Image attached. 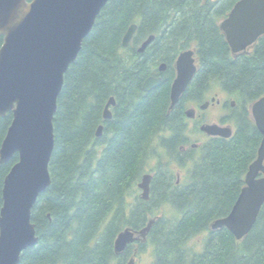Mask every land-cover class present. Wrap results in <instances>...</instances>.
<instances>
[{
  "label": "trees",
  "instance_id": "1",
  "mask_svg": "<svg viewBox=\"0 0 264 264\" xmlns=\"http://www.w3.org/2000/svg\"><path fill=\"white\" fill-rule=\"evenodd\" d=\"M236 1L106 2L63 75L52 120L51 182L31 209L38 240L21 252L18 264H126L146 245L153 255L148 264H264V202L239 240L225 227H210L229 213L261 140L249 107L264 95V34L234 55L218 25ZM133 23L136 30L123 47L122 36ZM150 34L154 39L137 52ZM189 48L195 49L197 70L169 109L174 61ZM162 62V82L143 91V81ZM215 86L235 99L220 117L234 131L194 148L188 131L190 125L198 130L200 118L188 119L184 112ZM110 96L111 118L103 119ZM10 121V112L0 116V144ZM16 160L14 155L0 164V207L3 179ZM174 163L187 167L180 182ZM148 170L150 194L143 200L135 185ZM165 205L174 213L155 218L146 241L115 255L117 233L143 228ZM198 235H204L201 246L190 245Z\"/></svg>",
  "mask_w": 264,
  "mask_h": 264
},
{
  "label": "water",
  "instance_id": "2",
  "mask_svg": "<svg viewBox=\"0 0 264 264\" xmlns=\"http://www.w3.org/2000/svg\"><path fill=\"white\" fill-rule=\"evenodd\" d=\"M107 1L0 0V116L11 113L0 144V164L17 156L1 189L0 264H18L21 252L38 240L31 209L51 182L48 163L54 145L52 120L63 75ZM218 25L233 54L245 50L264 34V0H237ZM135 30V23L127 28L121 40L123 47ZM153 39V34L147 36L137 52H143ZM194 53V49H186L175 59L169 109L176 105L196 72ZM165 67L162 62L158 70ZM159 82L160 77L148 76L141 89L149 91ZM114 103L110 96L103 119L111 118L110 106ZM208 103L203 102L199 108L205 109ZM184 113L187 118L195 117L192 107ZM250 113L261 135L256 157L248 165L244 185L229 213L210 225L213 230L225 227L237 240L250 231L264 202V95L252 102ZM199 130L211 137L232 135L230 126L217 123H201ZM101 133L99 124L95 136ZM151 178L152 174L145 172L137 182L143 200L149 198ZM153 222L150 218L139 230L127 226L119 231L113 242L115 255L135 241L144 242ZM126 264H134V256Z\"/></svg>",
  "mask_w": 264,
  "mask_h": 264
},
{
  "label": "rangeland",
  "instance_id": "3",
  "mask_svg": "<svg viewBox=\"0 0 264 264\" xmlns=\"http://www.w3.org/2000/svg\"><path fill=\"white\" fill-rule=\"evenodd\" d=\"M250 49V48H248ZM212 97H216L219 100H224V101H234V104H236L235 99L232 96L226 95L225 92L221 91L219 87L215 86L213 87L209 92H207L204 96V98L200 101V103H190L187 107H193L196 111V114H201L200 122H206V123H217L218 125L221 126H227L231 125L232 128L234 127L233 123L231 121L221 123L220 122V117L223 115H226L228 113V110L226 108H222L220 104H217L215 101L212 103H209V105L205 109H200L199 104H201L204 100H210ZM188 137L190 138V144H196L199 146L202 144L204 141H206L208 138H210L208 135L205 133L200 132V130H194L191 129V125L189 126V131H188ZM151 164V163H150ZM174 168V172L176 173V179L178 181H182L187 172V167H179L175 163L172 165ZM147 172H150L149 170ZM134 193V191H133ZM141 190L135 185V194L138 196L140 195ZM150 194V190H149ZM129 203L132 201V197H129L128 199ZM174 212L171 210V208L167 205L158 208L156 210V213L154 214L155 216L149 218H158L162 215L164 216H169L173 214ZM204 235H198L194 237L193 239L190 240V245H193L195 242H198L197 247L201 246V241L203 239ZM134 247H136L134 245ZM135 249V248H134ZM153 255H152V247L149 245H146L144 247V250L134 257V264H148L152 261Z\"/></svg>",
  "mask_w": 264,
  "mask_h": 264
},
{
  "label": "flooded vegetation",
  "instance_id": "4",
  "mask_svg": "<svg viewBox=\"0 0 264 264\" xmlns=\"http://www.w3.org/2000/svg\"><path fill=\"white\" fill-rule=\"evenodd\" d=\"M159 66V65H158ZM157 69H158V67H157ZM165 69H166V67H165ZM164 69V70H165ZM164 70H162V71H157L156 72V74L155 75H150V76H153V77H160V82L158 83V85L156 86V87H158L159 85H160V83L162 82V76H161V74L160 73H162ZM174 78V77H173ZM173 78H172V80H173ZM172 80H171V82H170V86H171V83H172ZM170 86H169V91H170ZM156 87H154V88H156ZM153 89V88H152ZM215 98V102L217 103V104H220V106L222 107V108H227L226 106L228 105H230V106H232V104H231V102H230V100L229 101H224V100H219V99H217L216 97H214ZM234 104V103H233ZM200 105V104H199ZM235 105V104H234ZM234 107V106H233ZM201 116V114H196V111H195V117H200ZM194 148H196L197 146H193Z\"/></svg>",
  "mask_w": 264,
  "mask_h": 264
}]
</instances>
